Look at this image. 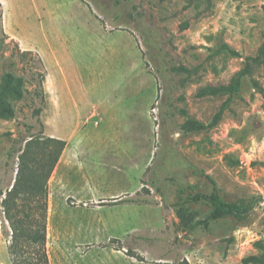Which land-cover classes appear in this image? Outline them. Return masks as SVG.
Masks as SVG:
<instances>
[{
	"label": "rangeland",
	"instance_id": "rangeland-1",
	"mask_svg": "<svg viewBox=\"0 0 264 264\" xmlns=\"http://www.w3.org/2000/svg\"><path fill=\"white\" fill-rule=\"evenodd\" d=\"M263 47L264 0H0V84L12 73L28 90L0 118V264L32 136L66 142L48 183L51 264H264V55L229 103L202 95ZM137 194L153 204L111 203ZM212 197L242 214L189 232Z\"/></svg>",
	"mask_w": 264,
	"mask_h": 264
},
{
	"label": "trees",
	"instance_id": "trees-1",
	"mask_svg": "<svg viewBox=\"0 0 264 264\" xmlns=\"http://www.w3.org/2000/svg\"><path fill=\"white\" fill-rule=\"evenodd\" d=\"M228 52L232 56H241L239 52L232 50L223 44L218 53ZM217 53V52H216ZM264 47L258 57L247 58L246 66L242 72L233 79L232 84L227 88H207L202 95H218L230 93L228 103L233 95L240 92L242 80L250 75L252 63L262 61ZM26 80L7 73L0 84V118L12 120L16 116L12 100L22 101L28 93ZM226 103V105L228 104ZM223 111L210 123L205 124L193 119L188 120L182 130L185 134H194L207 131L216 125ZM66 142L52 137L38 138L32 136L27 140L26 149L20 157V166L17 181L3 202L7 219L13 229V244L10 247L13 264H51L47 249V228L49 213V180L60 161L65 150ZM207 199L202 195L192 198V201ZM209 200L214 204L210 217L206 220H197L191 224L189 232H194L201 226H206L211 220H219L228 216H240V207L228 204L218 197ZM18 201H24L26 206L18 205ZM112 204H153V201L143 198L140 194L126 198L117 199ZM176 207H184V204L177 203ZM255 260L258 258H254Z\"/></svg>",
	"mask_w": 264,
	"mask_h": 264
}]
</instances>
